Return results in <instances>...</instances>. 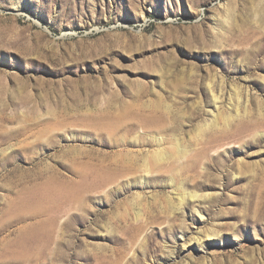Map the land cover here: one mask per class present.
I'll return each mask as SVG.
<instances>
[{
    "label": "rangeland",
    "instance_id": "obj_1",
    "mask_svg": "<svg viewBox=\"0 0 264 264\" xmlns=\"http://www.w3.org/2000/svg\"><path fill=\"white\" fill-rule=\"evenodd\" d=\"M0 264H264V0H0Z\"/></svg>",
    "mask_w": 264,
    "mask_h": 264
},
{
    "label": "bare ground",
    "instance_id": "obj_2",
    "mask_svg": "<svg viewBox=\"0 0 264 264\" xmlns=\"http://www.w3.org/2000/svg\"><path fill=\"white\" fill-rule=\"evenodd\" d=\"M49 218V217H48ZM49 225H44L43 226V228H45V231H43V232H45V235L43 236L44 238H45V236L47 235H49L50 234V230H49ZM42 240V236H40L39 234H37V233H35L34 235H33V237H32V240H31V242L32 243H35V242H40Z\"/></svg>",
    "mask_w": 264,
    "mask_h": 264
}]
</instances>
